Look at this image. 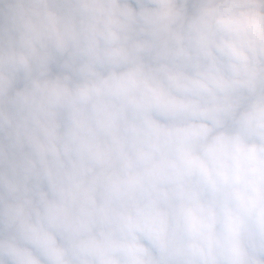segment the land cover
Masks as SVG:
<instances>
[{"label":"clouds","instance_id":"1","mask_svg":"<svg viewBox=\"0 0 264 264\" xmlns=\"http://www.w3.org/2000/svg\"><path fill=\"white\" fill-rule=\"evenodd\" d=\"M0 264H264V0H0Z\"/></svg>","mask_w":264,"mask_h":264}]
</instances>
